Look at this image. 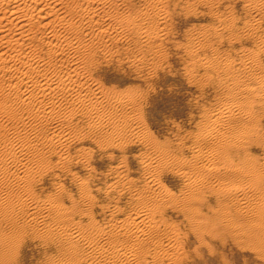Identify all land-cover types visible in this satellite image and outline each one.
<instances>
[{
	"label": "bare ground",
	"instance_id": "obj_1",
	"mask_svg": "<svg viewBox=\"0 0 264 264\" xmlns=\"http://www.w3.org/2000/svg\"><path fill=\"white\" fill-rule=\"evenodd\" d=\"M105 1L0 0V75L16 80L0 83V110L14 122H31L34 129L49 126L47 134L37 129L33 136L16 132L18 141H26L37 152L48 147L57 153L60 145L63 148L66 140L69 143L75 138L74 131L62 128L57 121L56 107L64 100L71 98L66 112L73 117L89 103L84 112L89 117V133L98 127L105 129V114L101 97L92 88L85 90L76 59L62 60L60 69L55 63L53 74L27 67L36 56L22 49L45 50L47 60L53 54L68 55L74 43L59 28L80 34L93 27L104 33L103 24L95 20L103 14L100 5ZM112 1L118 6V0ZM35 16L41 24L32 23ZM72 16L78 17V24L68 18ZM230 23L235 25L236 21ZM256 23L255 16L244 28L260 48L246 51L239 60L226 59L222 71L216 73L217 86L226 89L228 96L207 114L209 129L193 134L190 146L178 139L168 140L164 146L150 144L156 154L143 161L146 178L140 184L126 176L123 164L114 167L116 181L104 188L107 196L117 199L109 221L93 215L98 199L87 191L86 180L80 183L83 202L90 208L81 213L64 208L58 200L40 201L31 194L27 182L13 198L0 194V264H25L27 245L39 246L50 256L38 263L36 258L37 264H199L203 246L211 250L221 228L228 236L257 238L264 244V67L260 51L264 50V35L258 33ZM41 29L53 38L47 45L34 35ZM11 52L16 53L12 56ZM21 93L23 97H12ZM16 108L29 114L20 116ZM110 117H118L117 112ZM120 122L122 129L114 124L112 130L102 133L107 135L109 146L124 139L123 131H130L136 141L139 137L154 143L149 132L138 130L137 115L124 116ZM25 154L24 145L10 150L11 164L21 166ZM170 172L184 178L182 193L164 183L165 174ZM0 173L3 180L10 175L26 179L2 161ZM125 193L133 196L122 207L118 196ZM234 199L239 201L236 208L229 205ZM223 201L226 208L221 218L214 206ZM173 211L187 219L186 227L172 222L168 213ZM78 216L87 220L77 221ZM54 251L56 255H52Z\"/></svg>",
	"mask_w": 264,
	"mask_h": 264
},
{
	"label": "rangeland",
	"instance_id": "obj_2",
	"mask_svg": "<svg viewBox=\"0 0 264 264\" xmlns=\"http://www.w3.org/2000/svg\"><path fill=\"white\" fill-rule=\"evenodd\" d=\"M118 1V6L112 0L100 5L104 12L95 23L103 24L106 31L102 34L93 27L84 28L80 34L59 28L60 33L74 43L68 55L53 54L47 60L45 50L22 49L36 56L27 67L53 74L55 63L60 69L62 60L76 59L81 81L86 83L85 90L92 88L101 97L105 129L98 127L89 133L86 125L89 117L84 114L89 103L80 107L73 117L66 112L71 102L68 98L56 107L57 121L62 128L74 131L75 138L69 143L68 140L64 142L66 148L60 145L57 153L48 147L37 152L26 141H18L16 132L35 134L37 129L47 134L49 126L34 129L31 122L26 125L14 122L0 110V161L11 165L12 171L26 176L20 180L10 175L3 180L0 173V194L4 198H13V193L27 182L31 194L40 201L58 200L64 208L81 213L90 208L83 202L84 189L80 183L86 180L89 183L87 191L98 199L93 215L97 220L109 221L117 199L107 196L104 188L116 181L114 167L123 164L126 176L140 184L146 178L143 161L156 154L150 144L164 146L168 140L178 139L187 146L192 145L193 134L209 129L207 114L215 111L220 100L228 96L227 90L219 89L215 82L218 70L222 71L226 59L239 60L246 51L260 48L245 31V25L256 16L258 33L264 35V0ZM254 5L260 11L255 12ZM68 18L78 24L77 16ZM231 20L236 21L235 25L230 23ZM32 23L41 24L37 16ZM34 35L42 39L43 45L53 39L49 31L44 34L42 29L35 30ZM260 51L264 67V50ZM3 82L9 84L16 80L0 75V83ZM24 89L23 86L22 91ZM23 96V93L12 95L13 98ZM16 111L23 117L29 114L21 108ZM112 112H117L118 117L112 119ZM127 115L138 116V130L149 132L154 143L139 137L136 141L130 131H123V140L108 145L107 135L102 133L112 130L114 124H120L122 129L120 120ZM22 145L26 149L25 163L15 166L10 162L9 152L20 150ZM183 181L184 178L172 172L164 176L166 186L175 192L182 193ZM132 196L130 193L118 196L120 206L124 207ZM238 199L229 205L238 207ZM222 203L214 206L215 210H220L221 218L226 208L223 206L226 203ZM168 214L172 222L184 227L188 225L181 213ZM82 219L87 220L77 217V221ZM228 235L224 228L219 229V237L212 241V249L203 246V259L199 264H264V244L259 239ZM38 247H24L25 264H37L41 258L49 256Z\"/></svg>",
	"mask_w": 264,
	"mask_h": 264
}]
</instances>
